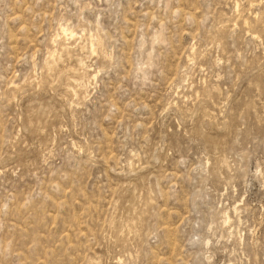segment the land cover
I'll list each match as a JSON object with an SVG mask.
<instances>
[{
	"label": "rangeland",
	"instance_id": "1",
	"mask_svg": "<svg viewBox=\"0 0 264 264\" xmlns=\"http://www.w3.org/2000/svg\"><path fill=\"white\" fill-rule=\"evenodd\" d=\"M0 264H264V0H0Z\"/></svg>",
	"mask_w": 264,
	"mask_h": 264
}]
</instances>
